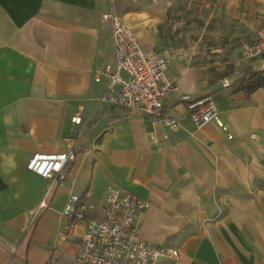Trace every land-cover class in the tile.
Here are the masks:
<instances>
[{"label":"crops","instance_id":"1","mask_svg":"<svg viewBox=\"0 0 264 264\" xmlns=\"http://www.w3.org/2000/svg\"><path fill=\"white\" fill-rule=\"evenodd\" d=\"M174 1L0 0V264H73L84 224L58 236L65 203L72 193L98 201L112 184L149 201L145 238L179 249L158 264H264V84L239 88L261 70L259 59H243L240 45L233 73L210 81L203 63L171 58L166 72L178 88L165 112L179 117L177 126L100 104L106 79L94 69L114 57L103 14L120 15L145 50L172 57L158 46V30ZM214 1L258 13L246 40L264 26V0ZM184 92L213 94L234 137L215 121L197 126ZM68 136L79 146L64 182L28 168L34 152L62 150Z\"/></svg>","mask_w":264,"mask_h":264},{"label":"built area","instance_id":"2","mask_svg":"<svg viewBox=\"0 0 264 264\" xmlns=\"http://www.w3.org/2000/svg\"><path fill=\"white\" fill-rule=\"evenodd\" d=\"M103 18L111 23L114 57L94 69L97 81L106 79L100 104L116 105L126 111L138 110L154 121L177 126L179 117L165 112L166 97L178 88L176 81L169 78L166 72L171 55L159 48L145 50L131 27L117 13L106 12ZM240 54L246 60L259 59L264 71V26L256 30L252 40L241 44ZM229 84L230 81L225 78L224 85ZM180 97L197 126L215 121L229 139L234 137L221 117L213 94L192 98L184 92ZM82 120L81 110L71 116L73 124H80ZM251 135L257 136L255 132ZM157 138L153 135L154 140ZM78 146L77 137H65L62 150L36 151L27 166L53 183H62L70 164L76 159ZM149 205L145 197L119 184L110 185L106 196L98 201L77 193L70 194L62 211L58 236L69 237L77 223L83 222L73 264H158L162 258H178L179 249L155 243L143 236L142 224ZM43 206H46L45 199L40 203V207Z\"/></svg>","mask_w":264,"mask_h":264},{"label":"rangeland","instance_id":"3","mask_svg":"<svg viewBox=\"0 0 264 264\" xmlns=\"http://www.w3.org/2000/svg\"><path fill=\"white\" fill-rule=\"evenodd\" d=\"M257 14L244 3H233L232 10L214 0H176L159 27L158 46L170 49L172 59L183 55L203 63L210 81L224 78L233 73L236 49L251 37Z\"/></svg>","mask_w":264,"mask_h":264},{"label":"trees","instance_id":"4","mask_svg":"<svg viewBox=\"0 0 264 264\" xmlns=\"http://www.w3.org/2000/svg\"><path fill=\"white\" fill-rule=\"evenodd\" d=\"M264 84V71H253L248 77H244L239 84V88L246 92H252Z\"/></svg>","mask_w":264,"mask_h":264}]
</instances>
